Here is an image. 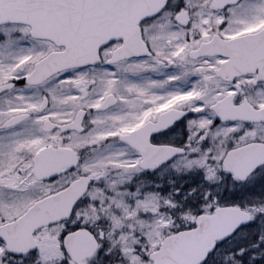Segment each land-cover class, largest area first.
Masks as SVG:
<instances>
[{
  "label": "snow or ice",
  "instance_id": "1",
  "mask_svg": "<svg viewBox=\"0 0 264 264\" xmlns=\"http://www.w3.org/2000/svg\"><path fill=\"white\" fill-rule=\"evenodd\" d=\"M0 264H264V0H0Z\"/></svg>",
  "mask_w": 264,
  "mask_h": 264
}]
</instances>
